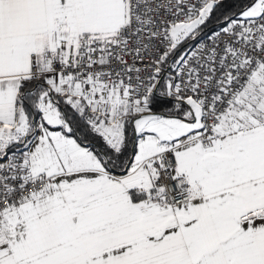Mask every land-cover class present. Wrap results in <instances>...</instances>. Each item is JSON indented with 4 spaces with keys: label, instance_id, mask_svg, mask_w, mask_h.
<instances>
[{
    "label": "snow or ice",
    "instance_id": "snow-or-ice-1",
    "mask_svg": "<svg viewBox=\"0 0 264 264\" xmlns=\"http://www.w3.org/2000/svg\"><path fill=\"white\" fill-rule=\"evenodd\" d=\"M0 264H264V0H0Z\"/></svg>",
    "mask_w": 264,
    "mask_h": 264
}]
</instances>
